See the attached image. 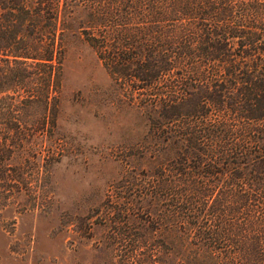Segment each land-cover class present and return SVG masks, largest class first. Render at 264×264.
<instances>
[{
	"label": "trees",
	"instance_id": "trees-1",
	"mask_svg": "<svg viewBox=\"0 0 264 264\" xmlns=\"http://www.w3.org/2000/svg\"><path fill=\"white\" fill-rule=\"evenodd\" d=\"M77 34L148 115L120 264H264V0H0V205L41 195Z\"/></svg>",
	"mask_w": 264,
	"mask_h": 264
},
{
	"label": "rangeland",
	"instance_id": "rangeland-1",
	"mask_svg": "<svg viewBox=\"0 0 264 264\" xmlns=\"http://www.w3.org/2000/svg\"><path fill=\"white\" fill-rule=\"evenodd\" d=\"M148 130V115L95 50L69 35L57 124L43 147L55 143L59 154L32 181L38 199L0 205V264H120L125 248L113 239L134 187L126 159Z\"/></svg>",
	"mask_w": 264,
	"mask_h": 264
}]
</instances>
